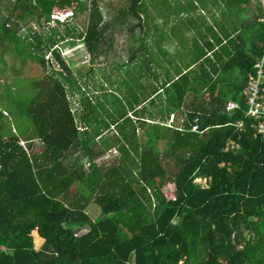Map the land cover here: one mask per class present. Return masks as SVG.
Returning a JSON list of instances; mask_svg holds the SVG:
<instances>
[{
	"label": "trees",
	"instance_id": "1",
	"mask_svg": "<svg viewBox=\"0 0 264 264\" xmlns=\"http://www.w3.org/2000/svg\"><path fill=\"white\" fill-rule=\"evenodd\" d=\"M17 1L7 40L45 70H55L46 58L53 55L62 71L47 73L55 91L44 88L28 113L40 145H21L24 134L0 111V264H264V136L246 117L243 96L264 52L262 0L252 15L251 0H227L212 23L206 13L202 24L197 12L185 14L181 25L211 29L202 46L184 47L186 71L177 80L174 66L167 81L146 75L144 63L120 66V95L103 85L101 96L59 49L81 41L96 62L103 45L112 46L99 0ZM148 1L130 0L134 29L149 24ZM87 11L81 32L70 20ZM18 20L36 21L42 32L20 34ZM69 95L82 96L78 115ZM230 101L243 107L233 118ZM172 117L180 121L170 124ZM114 149L112 167L96 163ZM92 204L97 219L87 211Z\"/></svg>",
	"mask_w": 264,
	"mask_h": 264
},
{
	"label": "rangeland",
	"instance_id": "2",
	"mask_svg": "<svg viewBox=\"0 0 264 264\" xmlns=\"http://www.w3.org/2000/svg\"><path fill=\"white\" fill-rule=\"evenodd\" d=\"M83 1L89 3L91 0ZM17 2V0H0V111L6 115L5 121H9L14 133H16L17 130L24 134L21 145L27 147V140L38 139L33 132L34 126L37 125L34 120L28 117V113L31 107H35L34 110H36L38 103L42 101L40 96L44 88L39 81L42 80V82H44L48 79L46 76L47 73L50 75L52 71L56 70L60 72L62 69L56 63L53 56L48 54L46 58L49 64L55 67V70L50 69L49 72H46L37 62L30 61L29 59L25 60V57H21L23 53L25 54L24 48L22 49L21 47L20 50H18L15 45L12 47V44L7 40L4 24L9 15L12 16L14 14L13 12L15 11ZM99 3L105 18V23L110 27L108 31L113 35L112 46L107 43L103 45L102 51L104 53L96 59V62H94L93 57H91L89 63L84 60L83 52L86 48L81 41L76 42L75 45L66 42L59 47H61L63 53L66 54L65 59L68 61L73 73L75 75L78 74V72L89 73L86 83L90 86V90L97 94H103V85L105 87L109 85L107 88L108 90L118 92L117 85L120 78V71H118V68L120 65H126L124 67L129 69L133 68V65H139V67L142 65L139 60L140 57L132 64H130L129 59V51H135V49H137L136 46L140 44L138 41H140L139 38L142 37V33L140 32V28H135L133 31L134 27L138 25V21L129 11L130 0H99ZM147 3L150 11L153 12V18L157 19L156 23L161 25L160 28L166 31L173 25H181L182 22L186 20L185 14H190L195 10L200 11L204 9L203 7L212 4L211 0H208V2H204V0H149ZM262 3L264 5L263 1ZM199 11L197 13H199ZM121 12H124L123 17H121ZM147 14L149 15V12H147ZM89 15L90 11L78 13V17L71 19L70 23L73 27L83 32L87 28ZM199 15L201 16V18H199L200 21H203L204 17L202 16V12H200L198 16ZM13 20L16 22L17 19L13 18ZM17 22L20 24L19 28H17V30L20 29V34L29 33L28 30H30V28L35 32H42V29L36 21L23 22L18 20ZM52 28H57L61 33H65V26L61 27L55 22L51 24V29ZM191 43L192 42L185 43L184 47L187 49L189 44L191 47ZM185 48H182L181 45L175 47L170 44V49H172L170 61H174L172 58H181L185 53ZM170 49L169 51H171ZM142 63H145L144 60H142ZM112 81L116 82V84L110 87V82ZM118 93L120 95V92ZM12 95L15 96L13 99L17 101L19 107L12 103L6 104L2 102V97H9ZM69 97L70 101L74 103V109L83 107V103L80 100L82 98L81 95ZM6 106L7 111L4 109ZM173 120L174 117L171 118L170 124L173 123ZM174 121L177 122L180 120L176 118ZM36 139L34 144H36V146L40 145L39 142H36ZM158 147L161 152H164L168 149L167 142H161ZM118 155V151L114 149L105 157L100 158L97 164L105 169H109L117 162ZM197 184L201 187L207 186L206 180L198 179ZM164 190L167 193H171L173 189H168L167 187ZM87 211L93 219H97L100 216V208L95 204H92Z\"/></svg>",
	"mask_w": 264,
	"mask_h": 264
},
{
	"label": "crops",
	"instance_id": "3",
	"mask_svg": "<svg viewBox=\"0 0 264 264\" xmlns=\"http://www.w3.org/2000/svg\"><path fill=\"white\" fill-rule=\"evenodd\" d=\"M204 2H208V0H204ZM211 2H212V4H210L209 6L203 7L204 9H202L200 11L199 10L194 11V12L199 11V13L202 12L203 14L208 13L206 15H207L208 21H210V23H212L213 17L215 19L219 18V13L222 11V7H223V9H226V6H225L226 3L225 2H227V0H211ZM254 2L256 4V0H251V4H250L251 10L249 13L250 15H252V12H254V10H253V8L255 6ZM199 13H197V15ZM150 16H151V18L148 20L149 24H146L144 31H142V29L140 28V32L142 33V37H140L139 38L140 41H138L140 44H138L136 46L137 49H135V51L134 50L129 51V53H130V56H129L130 64L134 63L136 61V59H139V57H140V59H139L141 61L140 63L143 64L142 60H144V62H145L144 63L145 74L146 75H158L160 81H167L168 80L167 79L168 68H173L171 66H174L175 67L174 69H176L175 71L177 74V78H174V80H177L179 73H183L186 71V65L184 64L185 62H183V60L184 61L186 60V56L184 53V55L181 58L180 57H178L177 59L172 58V60H174V61H172L173 64L171 65L170 64V62H171L170 58L172 57V49H170V44L174 45L175 47L181 45V47L184 48L185 43L187 41L188 43L192 42L191 46L193 45L194 42L199 43L202 46L203 42L201 41V35L206 34L208 29L210 30L211 28H207V27L202 26V25H200L198 27L195 26L196 28L186 26V25H184V27H183V25H173L171 27L169 26L170 28L168 29V31H166L163 28H160L161 25L156 23L157 19L153 18V12H151V11H150ZM199 18H200V15L198 16V19ZM198 22H199V24H202L199 20H198ZM221 31L227 32L226 27L221 29ZM142 38H143V41H141ZM208 40H210V43H214L216 41V38L213 37L211 34V36H209ZM225 44H226V42H225ZM189 47H190V44H189ZM59 49H60V52L62 54V57L68 63V61L65 59L66 54L63 53V51L61 50V47H59ZM169 49L171 51H169ZM28 59L30 61H33L30 58H28ZM130 64H128V65H130ZM195 64H196V62L193 63V65H195ZM120 66L122 67L125 65H120ZM133 67H136V65H133ZM163 68H167V69H163ZM46 71L49 72L50 69H48ZM172 73H175V72L172 71ZM154 81H155V79H154ZM39 83L41 84V86H42V84H44L43 88H46V92L48 91L49 94H50L51 90L55 91L54 85L51 83L50 80L46 79L44 82H42V80H40ZM98 95L101 96V94H98ZM14 97H15L14 95L9 96V97L8 96L2 97V102H5L6 104H10L12 100H15V99H13ZM0 103H1V101H0ZM6 108H7V106L4 109L6 110ZM71 111H72V114L75 116L76 114L78 115L79 113H81V111H83V110H82V107L79 109H74V106H73ZM5 114H7V113H5ZM36 136L37 135H35V137ZM34 141H35V139H33V142ZM36 142L38 143L39 139H36ZM99 160H97L96 163H98ZM90 164H91L90 162L86 161L84 168L85 167L88 168L90 166Z\"/></svg>",
	"mask_w": 264,
	"mask_h": 264
},
{
	"label": "built area",
	"instance_id": "4",
	"mask_svg": "<svg viewBox=\"0 0 264 264\" xmlns=\"http://www.w3.org/2000/svg\"><path fill=\"white\" fill-rule=\"evenodd\" d=\"M264 2V0H262ZM84 60L91 61V55L84 50ZM256 78L248 85L243 92V96L247 102V110L245 111L246 117L254 119L257 122L255 129L259 135L264 136V52L260 59L255 64ZM243 111L241 103L237 101H230L226 106V113L233 118L237 112ZM244 128L243 122H238V129ZM197 127L194 131H197Z\"/></svg>",
	"mask_w": 264,
	"mask_h": 264
}]
</instances>
